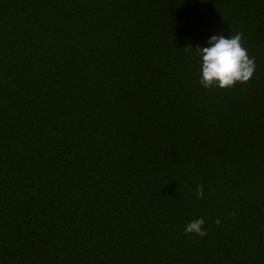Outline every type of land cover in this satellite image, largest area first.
Listing matches in <instances>:
<instances>
[{"label": "trees", "instance_id": "1", "mask_svg": "<svg viewBox=\"0 0 264 264\" xmlns=\"http://www.w3.org/2000/svg\"><path fill=\"white\" fill-rule=\"evenodd\" d=\"M0 264H264V0H0Z\"/></svg>", "mask_w": 264, "mask_h": 264}, {"label": "clouds", "instance_id": "2", "mask_svg": "<svg viewBox=\"0 0 264 264\" xmlns=\"http://www.w3.org/2000/svg\"><path fill=\"white\" fill-rule=\"evenodd\" d=\"M244 34L237 32L225 38L223 35H213L208 40V46L193 49L191 45L184 51L195 53L200 61L199 85L205 90L214 88L219 90H229L237 84H248L256 72V59L250 57L248 49L243 46ZM204 186L196 187L197 199L204 198ZM235 216V212L231 213ZM220 225L222 221H215ZM205 220L203 217L192 220L186 225L185 234H194L205 237L207 231L204 228Z\"/></svg>", "mask_w": 264, "mask_h": 264}]
</instances>
